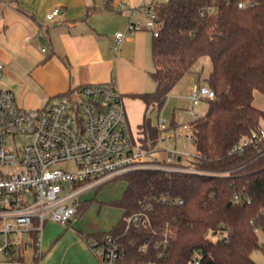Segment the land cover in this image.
Instances as JSON below:
<instances>
[{"label": "trees", "instance_id": "16d2710c", "mask_svg": "<svg viewBox=\"0 0 264 264\" xmlns=\"http://www.w3.org/2000/svg\"><path fill=\"white\" fill-rule=\"evenodd\" d=\"M213 4L168 0L155 6L160 23L152 44L156 90L134 95L146 105L139 125L142 147L155 149L160 140L149 111L163 108L202 57L212 61L206 82L215 98L208 100L203 116L188 123L197 167L204 173L144 169L124 175L127 187L114 202L124 209V217L110 233L84 237L87 243L90 236L116 238L123 252L119 264H187L196 252L203 254L202 264H258L253 254L264 249L258 236L264 230V142L232 152L242 138L264 128V110L254 104L256 93L264 95V0L246 10L223 2L212 13L201 14ZM178 127L172 122L170 130ZM163 196L183 204H163ZM142 208L151 226L128 227L126 218ZM38 252L33 251L32 264H37ZM24 259L18 261L26 264Z\"/></svg>", "mask_w": 264, "mask_h": 264}, {"label": "built area", "instance_id": "2783aa9c", "mask_svg": "<svg viewBox=\"0 0 264 264\" xmlns=\"http://www.w3.org/2000/svg\"><path fill=\"white\" fill-rule=\"evenodd\" d=\"M214 4L201 11L212 13L219 3H235L240 10L254 8L258 0H213ZM131 10L132 16L141 10L147 17L144 25L130 22L126 31L115 34L113 50L119 52L128 35L141 29L159 37L160 23L153 0ZM53 22L62 17L59 8L47 14ZM4 65L0 64V78ZM215 98L208 86H194L189 99L192 106L202 100ZM191 115H195L190 110ZM161 140L167 136L170 125H158ZM193 143L191 133L186 136ZM20 142V143H19ZM264 142V128L242 138L232 152L246 147H259ZM198 155L168 149H144L138 137L132 134L124 100L117 81L81 86L60 97L44 108L21 107L10 90L0 89V261L17 262L30 250H40L41 236L48 221L69 225L78 213L84 192L144 169L166 172L201 173ZM74 164L68 171L55 166ZM211 174V173H208ZM240 202L239 196L234 197ZM163 204L181 205L183 200L161 197ZM249 201V200H247ZM153 206H149L152 210ZM128 227L151 226L150 215L142 209L126 218ZM165 244L170 233L164 229ZM89 248L103 264H119L123 257L116 238L95 240ZM163 254H160L162 256ZM203 254L196 252L187 264H202ZM154 264V263H152Z\"/></svg>", "mask_w": 264, "mask_h": 264}, {"label": "crops", "instance_id": "0c3cea01", "mask_svg": "<svg viewBox=\"0 0 264 264\" xmlns=\"http://www.w3.org/2000/svg\"><path fill=\"white\" fill-rule=\"evenodd\" d=\"M151 3V0H0L3 90L12 91L16 100L30 109L44 108L83 85L114 79L123 100L125 97L140 100L134 95L154 92L153 34L144 29L133 32L123 41L119 52L113 50L117 32L126 31L131 21L142 25L147 22L141 10L134 16L131 10ZM153 4L160 3L153 0ZM55 8L60 9L62 17L49 22L46 16ZM194 83L205 86L192 77L191 88ZM88 235L94 234L77 230L71 222L64 226L48 221L41 235L37 264H103L88 246L97 239L90 236L87 243L84 237ZM258 236L264 247V230ZM26 257L25 263L32 264L33 257L29 261ZM253 258L264 264V249L256 251ZM0 264L23 263L0 261Z\"/></svg>", "mask_w": 264, "mask_h": 264}, {"label": "rangeland", "instance_id": "374dc122", "mask_svg": "<svg viewBox=\"0 0 264 264\" xmlns=\"http://www.w3.org/2000/svg\"><path fill=\"white\" fill-rule=\"evenodd\" d=\"M167 1L168 0H156L158 3ZM211 71V59L209 57L200 58L195 64L192 72L187 74L186 77H184L174 88L163 108L161 110L155 109L149 111L148 114L153 125L158 126L159 123L163 121H166L168 125H171L172 122H176L179 125L177 130H170L166 133L167 136H170L171 134L173 136L175 135V139L171 142H164L160 137V140L157 143V149L172 148L174 147V144H176L179 150L189 151L191 154H196L195 144L186 138V136L191 133L188 128V123L195 119V115H191L189 111L193 110L194 114L203 116L208 109L209 101L202 100L200 105L195 107L192 106L191 100L189 99L190 88L192 86V84L190 85V81L192 77H195L196 81L207 86L206 80ZM2 82H4V80L2 81V79H0V89H4ZM196 85L197 83H194L193 86ZM18 104L21 107H27L19 102ZM124 104L132 134L137 138L139 136V125L143 122L146 113V105L142 100H133L128 97L124 98ZM254 104L264 110V95L256 93ZM56 167L68 171L76 170L72 163H62L54 168ZM126 187L127 180L124 178H117L98 188L90 189L81 194L79 198L81 205H83V212H79L73 216L71 224L77 230L86 234L110 233L124 217V209L115 205L114 202L121 198ZM260 237L263 238V235L260 234ZM257 255L259 256L262 254L258 253ZM32 257L33 250H30V255L26 257V261L31 260Z\"/></svg>", "mask_w": 264, "mask_h": 264}]
</instances>
